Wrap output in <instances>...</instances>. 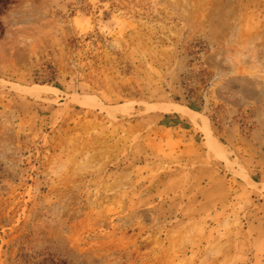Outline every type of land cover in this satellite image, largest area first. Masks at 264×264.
I'll list each match as a JSON object with an SVG mask.
<instances>
[{
  "label": "rangeland",
  "instance_id": "374dc122",
  "mask_svg": "<svg viewBox=\"0 0 264 264\" xmlns=\"http://www.w3.org/2000/svg\"><path fill=\"white\" fill-rule=\"evenodd\" d=\"M254 131L264 0H0V264H264Z\"/></svg>",
  "mask_w": 264,
  "mask_h": 264
},
{
  "label": "crops",
  "instance_id": "0c3cea01",
  "mask_svg": "<svg viewBox=\"0 0 264 264\" xmlns=\"http://www.w3.org/2000/svg\"><path fill=\"white\" fill-rule=\"evenodd\" d=\"M253 138L260 147L264 148V136L260 135L257 131L253 132ZM254 165L252 169L247 172L249 180L254 184L264 183V153L260 155L258 159H254Z\"/></svg>",
  "mask_w": 264,
  "mask_h": 264
},
{
  "label": "bare ground",
  "instance_id": "6f19581e",
  "mask_svg": "<svg viewBox=\"0 0 264 264\" xmlns=\"http://www.w3.org/2000/svg\"><path fill=\"white\" fill-rule=\"evenodd\" d=\"M257 193L264 194V184H252Z\"/></svg>",
  "mask_w": 264,
  "mask_h": 264
}]
</instances>
